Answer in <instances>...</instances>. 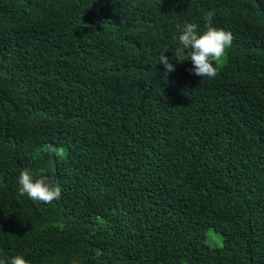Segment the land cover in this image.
I'll return each instance as SVG.
<instances>
[{"label":"trees","instance_id":"1","mask_svg":"<svg viewBox=\"0 0 264 264\" xmlns=\"http://www.w3.org/2000/svg\"><path fill=\"white\" fill-rule=\"evenodd\" d=\"M208 11L234 36L214 79L171 59ZM25 168L60 199L18 196ZM18 254L264 264V0H0V264Z\"/></svg>","mask_w":264,"mask_h":264},{"label":"clouds","instance_id":"2","mask_svg":"<svg viewBox=\"0 0 264 264\" xmlns=\"http://www.w3.org/2000/svg\"><path fill=\"white\" fill-rule=\"evenodd\" d=\"M214 11H208L202 16L204 21V30L200 31L196 23L185 22L177 24L176 29L179 32L178 46L175 48L172 56L176 63L190 60L192 68L191 74L201 77L214 79L218 75V65L226 56L227 50L232 46L234 36L230 31L213 26ZM161 52L159 63L163 64L166 74L175 71V65L170 59ZM38 177V178H37ZM17 195L27 196L28 199L40 204H51L61 197L62 189L58 182H54L40 169L36 176L31 169H22L18 176ZM8 264H30L23 255H15L10 258ZM72 264H78L73 260Z\"/></svg>","mask_w":264,"mask_h":264},{"label":"rangeland","instance_id":"3","mask_svg":"<svg viewBox=\"0 0 264 264\" xmlns=\"http://www.w3.org/2000/svg\"><path fill=\"white\" fill-rule=\"evenodd\" d=\"M205 242L211 248H222L223 246L221 236L212 229L206 231Z\"/></svg>","mask_w":264,"mask_h":264}]
</instances>
